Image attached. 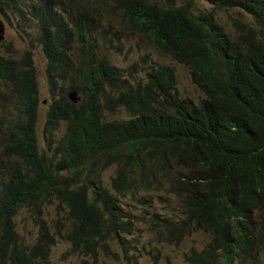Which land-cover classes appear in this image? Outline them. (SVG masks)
Returning <instances> with one entry per match:
<instances>
[{"label":"trees","instance_id":"obj_1","mask_svg":"<svg viewBox=\"0 0 264 264\" xmlns=\"http://www.w3.org/2000/svg\"><path fill=\"white\" fill-rule=\"evenodd\" d=\"M196 1L237 9L253 23L236 19L233 38L213 12L195 14ZM68 4L76 8L72 20ZM104 7L120 14L125 32L190 66L206 96L199 102L180 96L173 66H151L136 80L111 63L107 51L121 45L106 32L99 41ZM0 12L18 18L24 35L31 23L38 26L54 96L45 130L52 136L66 123L62 137L49 141L58 144L60 158L48 159L36 131L41 97L32 52L20 59L0 53V81L11 84L13 100L0 119L2 228L13 226L19 209L31 208L37 221L58 200L73 220L41 218L36 258H48L51 227L57 238L66 226L73 249L97 263L101 255H116L113 242L133 234L135 221L121 214L120 196L157 187L161 174L180 204L176 215H143L160 242L178 244L202 230L211 241L191 249L187 264H258L264 252V0H0ZM71 91L81 99L73 102ZM121 108L130 118H109ZM110 166H116L112 189L100 177ZM135 248L128 245L125 254Z\"/></svg>","mask_w":264,"mask_h":264},{"label":"rangeland","instance_id":"obj_2","mask_svg":"<svg viewBox=\"0 0 264 264\" xmlns=\"http://www.w3.org/2000/svg\"><path fill=\"white\" fill-rule=\"evenodd\" d=\"M90 1L93 3L99 0ZM186 1L160 0L165 5H170L171 3L180 5L186 3ZM195 3V7H192L195 14L198 15L206 11L213 12L216 19L233 38H236L239 34L234 24L236 19H241L249 24L253 23L251 16L244 15L237 9L219 10L204 1H196ZM67 10L72 11L70 5H68ZM102 11L101 18H99L102 24L98 28L100 43H103L102 36L106 32L108 38L113 42H116L117 36H119L118 43L121 45V50L119 51L115 48H110L107 51L111 63L125 70L126 74H134L136 80L143 79L145 77V70L151 66H173L177 75V89L180 96L190 97L196 102H199L206 96L204 91L193 81L190 66L163 54L149 39L125 32L126 27L121 21L120 14H116L111 7H104ZM74 13H67L66 18L72 20L75 17ZM9 14L10 12L5 15L0 12V18L3 19L6 27L5 39L0 44V53L10 54L14 58L20 59L27 50L32 52L34 64L37 68V82L41 97L36 128L39 146L41 152L48 159L52 157L59 159L58 144L49 141L51 138L57 141L62 137L65 132L66 123H62L52 136L48 130H45L47 111L54 96L48 83V60L42 45L38 42V26L31 23L28 29L29 36L24 35L19 31L18 18ZM108 44H110V41ZM100 54H102V51H100ZM73 56L77 61L79 60L78 51L75 50ZM78 96L81 99L80 93H78ZM12 107L11 84L0 81V119L8 116ZM130 116V112L121 108L113 116L109 115V118L119 120L128 119ZM5 162L6 159L0 148V181L3 177V165ZM115 169L116 166H111L103 171L102 179L105 185L110 186ZM158 180L161 184L155 188L140 191L135 195L129 193L125 196H120L119 207L121 214L126 217L130 216L135 221V228L133 234H129V236L124 238L122 243H112V250L116 252L115 256L111 255L108 257L101 255L97 263H94L93 259L82 258L80 253L72 249L71 243L67 240L66 236L68 232L66 229H63L64 235L57 236V241L52 246L49 264H187L185 255L193 248L196 250L203 249L211 241L212 236L208 232L200 230L187 235L178 244L160 242L157 239L151 226L143 221V215L146 211H157L162 213L163 216H166L167 213L176 215L179 212L180 204L178 198L170 191L166 179L161 174H158ZM81 182H84V179ZM64 211V206L55 201L44 208L38 216L37 221H34L31 216V208L23 207L16 218L17 228L23 241L29 243L36 238L39 233L41 218L52 222L53 219L57 218V212L63 213ZM51 229L54 231L55 228L51 227ZM133 243H135L137 248L132 250L130 254L129 252L125 254L124 248ZM134 257L137 258V262L134 261ZM257 261L258 264H264V252L258 254ZM235 264H239V262Z\"/></svg>","mask_w":264,"mask_h":264},{"label":"clouds","instance_id":"obj_3","mask_svg":"<svg viewBox=\"0 0 264 264\" xmlns=\"http://www.w3.org/2000/svg\"><path fill=\"white\" fill-rule=\"evenodd\" d=\"M68 5H70L71 8H72L71 12H76V8H75V6L73 4L72 5L68 4ZM68 5L66 6L67 9H68ZM102 174L103 173L100 174L101 182H103ZM82 179H84V178H81L79 180V183L84 184L85 183V179H84V182H81ZM107 187L112 189V182H111L110 186L108 185ZM55 201H58V200H54L53 202H55ZM59 204H62L64 206L65 211L63 213L57 212V216L60 217V218L62 217L64 219H66L67 221H72L73 218L71 216L70 208H68L63 203L59 202ZM21 209H19L18 215H19ZM18 215L13 218V222H14L13 226H11V227H9L7 229H4V228H2L0 226V264H49V260L51 258L52 246L57 241V238L55 237V233L51 229V233L54 234L53 235L54 236V242L51 243L49 254H48V258L47 259H42L40 257L36 258V256L39 255V253L42 251L39 248L38 243H37V239H38V237L40 235V232L38 233V235L36 236V238L33 241H31L29 243L24 242L23 239L21 238V234H20V232L18 231V228H17L16 218L18 217ZM66 230L68 232V228L67 227H66ZM62 235H64V234L62 233ZM71 246H72V249H73V245L72 244H71ZM74 251H76V250H74ZM81 256H82V258L92 259L91 257L85 256L83 254H81ZM134 261L137 262V259H134Z\"/></svg>","mask_w":264,"mask_h":264},{"label":"water","instance_id":"obj_4","mask_svg":"<svg viewBox=\"0 0 264 264\" xmlns=\"http://www.w3.org/2000/svg\"><path fill=\"white\" fill-rule=\"evenodd\" d=\"M5 23L3 22V20L0 18V43L4 40L5 38ZM69 98L73 101L76 102L79 100V96L78 93L76 91H72L69 93Z\"/></svg>","mask_w":264,"mask_h":264}]
</instances>
